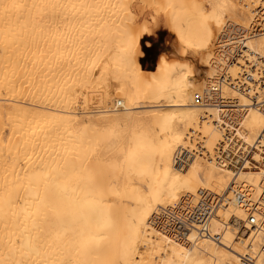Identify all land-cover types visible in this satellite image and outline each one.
Listing matches in <instances>:
<instances>
[{
	"label": "bare ground",
	"instance_id": "obj_1",
	"mask_svg": "<svg viewBox=\"0 0 264 264\" xmlns=\"http://www.w3.org/2000/svg\"><path fill=\"white\" fill-rule=\"evenodd\" d=\"M0 264H264V0H0Z\"/></svg>",
	"mask_w": 264,
	"mask_h": 264
},
{
	"label": "rangeland",
	"instance_id": "obj_2",
	"mask_svg": "<svg viewBox=\"0 0 264 264\" xmlns=\"http://www.w3.org/2000/svg\"><path fill=\"white\" fill-rule=\"evenodd\" d=\"M136 12L139 19L148 18V13L145 11L137 9ZM147 36L148 37L142 42L143 56L141 59L144 66L150 67L157 54L167 48V31L163 26L158 25L156 29H154L153 35L149 34Z\"/></svg>",
	"mask_w": 264,
	"mask_h": 264
},
{
	"label": "built area",
	"instance_id": "obj_3",
	"mask_svg": "<svg viewBox=\"0 0 264 264\" xmlns=\"http://www.w3.org/2000/svg\"><path fill=\"white\" fill-rule=\"evenodd\" d=\"M195 102L198 103L200 101V97L198 95H195L194 97ZM209 214V207L205 203L199 202L198 205L194 208V212H190V216L193 217L194 219L198 220L199 222L204 221Z\"/></svg>",
	"mask_w": 264,
	"mask_h": 264
},
{
	"label": "trees",
	"instance_id": "obj_4",
	"mask_svg": "<svg viewBox=\"0 0 264 264\" xmlns=\"http://www.w3.org/2000/svg\"><path fill=\"white\" fill-rule=\"evenodd\" d=\"M141 64L143 65V63H142V59H141ZM144 66V65H143Z\"/></svg>",
	"mask_w": 264,
	"mask_h": 264
}]
</instances>
